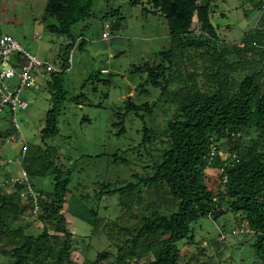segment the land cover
<instances>
[{"label":"rangeland","instance_id":"rangeland-1","mask_svg":"<svg viewBox=\"0 0 264 264\" xmlns=\"http://www.w3.org/2000/svg\"><path fill=\"white\" fill-rule=\"evenodd\" d=\"M135 1L93 0L89 17L72 28L75 41L81 36L85 44L74 47L71 70L56 76L66 100L60 107L59 132L55 138L41 140L46 114L56 96V91L47 87L48 81H52L49 76L41 90L27 91L23 95L28 108L16 114L21 141H10L16 132L7 111L0 114V131H13L0 144V195L8 190L2 184L20 174L19 154L23 143L55 150L56 166L70 172L71 176L59 214L64 217L65 229L72 236V259L79 264L95 261L102 252L107 257L99 259L97 264H115L117 245L125 237L122 228L139 226L144 205L150 201L161 204L156 211L167 216L177 209L167 189L159 185L142 183L132 189L125 188L136 183L135 175L151 176L168 147L167 124L174 108L170 103L162 105L169 98L166 96L173 90L191 86V78L200 92L210 94L217 84L208 73L206 55L228 50L231 63L236 58L234 49L243 48L246 35L256 34L260 42H264V0H215L211 21L217 39L204 47H185L178 59L179 54L172 53L167 21L162 13L153 7L152 0H138V4L133 5ZM47 4L48 0H0V35L12 36L39 59L58 63L59 55L70 40L59 34L50 22L52 19L45 15ZM115 22L119 26L112 29ZM106 24H109V36L103 39ZM190 32L188 37L194 39L206 35L196 16ZM262 48L239 53L237 71L229 73L232 93L250 73L264 84ZM170 55L173 61L179 60L180 66L170 62L167 58ZM67 56L68 53L65 59ZM10 83L14 85L16 81ZM137 107L141 109H135ZM146 129L155 135L152 141H144ZM253 142L260 141L251 133L240 140L243 150L252 147ZM221 144L223 158H227L226 150L232 145L226 141ZM258 149L264 150V142ZM30 180L34 190L44 194L53 192L52 177ZM204 181L208 188L225 193V188L219 187V173L215 169L206 170ZM102 185H111L112 194H101ZM165 194L168 199L164 203ZM220 201L218 196L216 202ZM152 213V209L148 210L146 217H151ZM27 223L31 226L25 233L33 236L40 234L45 225H55L48 221L44 224L28 215L18 225ZM244 223L243 214L228 213L217 221L200 219L191 227L193 241L188 237L178 243L179 264H262L252 254L255 240L247 236L249 232L229 236ZM222 234L228 235L225 245L215 241ZM59 236L63 237V233ZM7 262L8 257L0 254V264ZM125 264L135 263L127 261Z\"/></svg>","mask_w":264,"mask_h":264},{"label":"trees","instance_id":"trees-1","mask_svg":"<svg viewBox=\"0 0 264 264\" xmlns=\"http://www.w3.org/2000/svg\"><path fill=\"white\" fill-rule=\"evenodd\" d=\"M214 2L152 0L153 7L167 21L172 53H178V59L185 47L200 48L217 39L211 21ZM92 4L93 0H48L45 15L52 19L50 22L57 28V32L70 40L64 52L59 55L60 62H65V55L75 47L72 28L89 17ZM132 4H138V0ZM255 7L259 6L255 4ZM194 16L206 33L195 39L188 37L191 35ZM84 41L82 38L77 45L81 47ZM243 45L242 49H234L236 58L231 63L228 50L213 51L211 55L205 56L208 73L217 84L216 90L210 94L202 93L191 78V86L173 90L166 96L169 98L162 102L163 106L170 103L174 108L167 124L168 147L163 151L161 161L155 165L151 176L142 178L135 175L136 183H130L125 188L132 189L142 183L159 185L161 189H167L166 193L177 209L167 216L156 211L161 204L151 201L145 204L140 225L122 228L125 237L117 245L115 264H125L127 261L135 264L141 261L143 264H179L178 243L188 237L193 241L192 225L204 218L217 221L228 213L244 215L251 231L247 236L255 240L252 254L264 264V150L258 149L259 144L264 142V84L255 74L250 73L232 93L229 82V73L237 71L239 53H252L251 50L263 47L264 62V42H260L258 35L251 33L243 38ZM167 58L173 65L180 66L178 59L173 61L171 55ZM66 73L51 75L52 81L47 83L49 89L56 91V96L46 114L45 127L41 130L42 142L58 135L57 118L66 96L56 76ZM135 109L140 110L141 107ZM164 111L168 110L164 108ZM146 131L144 141H152L155 135L149 134L148 129ZM12 133L10 129L0 131V144ZM249 133L256 135L260 142H253L252 147L243 150L240 140ZM223 141L232 145L226 150L230 155L226 161H222L217 154L224 150L221 144ZM213 147L216 154L210 161ZM55 153L52 149L43 150L40 146L29 145L25 154H19L20 167L30 178H53L52 193L38 191L46 200L39 202L41 213L37 220L44 224L46 221L55 222L54 226L45 225L37 236L26 234L25 230L31 224L21 226L18 223L29 215L30 205L21 201V187L8 188L7 192L0 195V254L8 257V262L4 264H79L72 259V236L65 229L64 217L59 214L69 191L71 176L70 172H63L56 166ZM208 168L219 173V187L223 186L225 193L205 185ZM100 188L101 194H112L111 185H102ZM167 195L164 203L168 199ZM218 196L220 202H216ZM150 209L153 210L152 216L146 217L145 213ZM59 233H63V237ZM105 257L107 254L102 252L95 261L83 264H97L99 259Z\"/></svg>","mask_w":264,"mask_h":264},{"label":"built area","instance_id":"built-area-1","mask_svg":"<svg viewBox=\"0 0 264 264\" xmlns=\"http://www.w3.org/2000/svg\"><path fill=\"white\" fill-rule=\"evenodd\" d=\"M107 28L109 24L105 25V32L102 34L103 39L108 38ZM82 39L78 38L75 45ZM74 48L68 52V56L65 62L52 63L46 59H39L36 55L30 53L23 46H21L12 36L0 35V114L7 111L9 122L12 129L16 134L10 139L12 142L21 141L22 136L20 127L17 121L16 114L18 111H24L28 108V102L23 99V95L27 91H39L42 88V83H46L47 76L57 75L63 72H69L73 61ZM107 73L106 70L102 71ZM15 80L16 83L12 85L10 81ZM8 141V142H10ZM27 145L23 143L20 153L25 154ZM216 150L213 147L211 150L210 158L215 156ZM222 161H226L227 158H223L222 152L217 153ZM231 157L234 158L232 155ZM21 161V160H20ZM10 163V162H9ZM223 172V168L220 169ZM226 182L224 178L223 183ZM9 188L20 186L21 201L27 202L30 205L29 215L36 220L41 207L39 205L40 200H46V197L41 195L38 191L34 190L30 177L25 170L21 169L20 174L17 177H10V179L2 184ZM264 203V199L262 200ZM251 232L247 222L241 224L231 231L229 236H235L242 233ZM228 235H219L217 238L218 243H227Z\"/></svg>","mask_w":264,"mask_h":264},{"label":"water","instance_id":"water-1","mask_svg":"<svg viewBox=\"0 0 264 264\" xmlns=\"http://www.w3.org/2000/svg\"><path fill=\"white\" fill-rule=\"evenodd\" d=\"M118 26H119V23L115 22V23L112 24V27L111 28L112 29H115V28H118Z\"/></svg>","mask_w":264,"mask_h":264},{"label":"crops","instance_id":"crops-1","mask_svg":"<svg viewBox=\"0 0 264 264\" xmlns=\"http://www.w3.org/2000/svg\"><path fill=\"white\" fill-rule=\"evenodd\" d=\"M101 71H103V70H101Z\"/></svg>","mask_w":264,"mask_h":264}]
</instances>
